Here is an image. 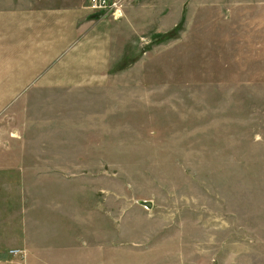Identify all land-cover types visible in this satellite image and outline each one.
<instances>
[{
	"label": "rangeland",
	"instance_id": "374dc122",
	"mask_svg": "<svg viewBox=\"0 0 264 264\" xmlns=\"http://www.w3.org/2000/svg\"><path fill=\"white\" fill-rule=\"evenodd\" d=\"M84 5L0 0V156L44 170L47 257L264 264V0Z\"/></svg>",
	"mask_w": 264,
	"mask_h": 264
},
{
	"label": "crops",
	"instance_id": "0c3cea01",
	"mask_svg": "<svg viewBox=\"0 0 264 264\" xmlns=\"http://www.w3.org/2000/svg\"><path fill=\"white\" fill-rule=\"evenodd\" d=\"M82 9L83 15L94 13L85 5ZM131 13L137 14V9H133ZM152 17L148 15L146 18L142 14L136 18L138 22H143ZM4 158L16 157L0 156V264H68L64 258L66 256L62 253L53 252V258L50 259L47 257L50 252L42 248L45 243L41 221L44 220L38 216L39 211L44 209V205L49 207L48 211H53L51 202L53 190L43 189L44 170L41 167L31 168L14 163L12 165L4 161ZM10 251L18 253L12 254ZM99 253L102 254V250H99ZM87 254L90 252L85 250L81 259L83 264ZM92 262L91 259L88 264ZM99 262L102 263L100 256L96 263Z\"/></svg>",
	"mask_w": 264,
	"mask_h": 264
},
{
	"label": "built area",
	"instance_id": "2783aa9c",
	"mask_svg": "<svg viewBox=\"0 0 264 264\" xmlns=\"http://www.w3.org/2000/svg\"><path fill=\"white\" fill-rule=\"evenodd\" d=\"M126 0H87L86 8L101 13L102 17H109L112 20H120L124 17ZM15 254L18 251H10Z\"/></svg>",
	"mask_w": 264,
	"mask_h": 264
},
{
	"label": "water",
	"instance_id": "95a60500",
	"mask_svg": "<svg viewBox=\"0 0 264 264\" xmlns=\"http://www.w3.org/2000/svg\"><path fill=\"white\" fill-rule=\"evenodd\" d=\"M140 203H141L142 205L148 207V208L151 207V203H149V202H140Z\"/></svg>",
	"mask_w": 264,
	"mask_h": 264
}]
</instances>
